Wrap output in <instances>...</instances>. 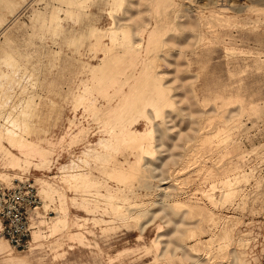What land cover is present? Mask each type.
<instances>
[{
    "label": "rangeland",
    "instance_id": "1",
    "mask_svg": "<svg viewBox=\"0 0 264 264\" xmlns=\"http://www.w3.org/2000/svg\"><path fill=\"white\" fill-rule=\"evenodd\" d=\"M194 1L0 0V179L24 174L43 202L0 264L264 259V2Z\"/></svg>",
    "mask_w": 264,
    "mask_h": 264
},
{
    "label": "built area",
    "instance_id": "2",
    "mask_svg": "<svg viewBox=\"0 0 264 264\" xmlns=\"http://www.w3.org/2000/svg\"><path fill=\"white\" fill-rule=\"evenodd\" d=\"M43 205L35 181L24 174L0 179V237L16 251H24L32 237L31 215Z\"/></svg>",
    "mask_w": 264,
    "mask_h": 264
},
{
    "label": "bare ground",
    "instance_id": "3",
    "mask_svg": "<svg viewBox=\"0 0 264 264\" xmlns=\"http://www.w3.org/2000/svg\"><path fill=\"white\" fill-rule=\"evenodd\" d=\"M158 1V0H157ZM196 1V0H195ZM194 1V2H195ZM251 1V0H250ZM197 2V1H196ZM195 2V3H196ZM241 2V1H240ZM246 2V1H245ZM257 2L258 3H262V2H264V0H257ZM189 3V2H188ZM199 3V2H198ZM231 3V2H230ZM236 3V2H235ZM238 3V2H237ZM247 3H249V1L247 2ZM179 4V3H178ZM241 4V3H240ZM251 4H253V1H252V3ZM257 4V3H256ZM191 5V4H190ZM193 5H195V4H193ZM200 5V4H199ZM201 5L203 6V4L201 3ZM215 5H216V3H215ZM239 5V4H238ZM122 6H123V4H122ZM139 6V5H138ZM182 5H180V7H181ZM206 6H207V8H208V5H207V3H206ZM221 6V5H220ZM230 6V5H229ZM232 6V5H231ZM246 6V5H245ZM251 6V5H250ZM253 7H254V5H252ZM209 7H210V5H209ZM219 7V6H218ZM248 7H249V5H248ZM247 6H246V8H248ZM195 8V7H194ZM199 8V7H198ZM197 8V9H198ZM226 8V7H225ZM235 8V7H234ZM244 8V7H243ZM123 9V8H122ZM180 9V8H179ZM221 9V8H220ZM230 9H231V7H230ZM229 9V10H230ZM193 10V9H192ZM200 10V9H199ZM202 10V9H201ZM233 10V9H232ZM238 11H242V9H240L239 10V8L237 9ZM245 10V9H244ZM130 11V10H129ZM224 11V10H223ZM237 11V12H238ZM249 11V10H248ZM243 12V11H242ZM159 13V12H158ZM166 13V12H165ZM182 13V12H181ZM186 13V12H185ZM233 13V12H232ZM236 12H234V14H235ZM129 14V16H130V13H128ZM160 14V13H159ZM167 14V13H166ZM166 14H164V16H163V19L164 20H167V18H166ZM187 14V13H186ZM191 14V13H190ZM199 14V13H198ZM237 14H241V13H237ZM185 15V14H184ZM177 16V15H176ZM140 17V16H139ZM189 17V16H188ZM195 17H196V14H195ZM218 17V16H217ZM129 18V17H128ZM131 18V17H130ZM207 18V17H206ZM225 18V17H224ZM131 19H133V18H131ZM143 19V18H142ZM214 19V18H213ZM220 19V18H219ZM228 19V18H227ZM130 20V19H129ZM135 20V19H134ZM160 20V19H159ZM192 20H194V19H192ZM225 20V19H224ZM139 21H140V19H139ZM139 21H137V22H139ZM182 21V20H181ZM215 21H218L217 20V18H216V20ZM214 21V22H215ZM221 21V20H220ZM230 21V20H229ZM228 21V22H229ZM129 22H132V21H129ZM157 22H158V20H157ZM164 22V21H163ZM183 22V21H182ZM193 22V24H194V21H192ZM208 22V21H207ZM231 22H233L232 20H231ZM141 23V22H140ZM186 23V22H185ZM185 23H181V24H179V28L180 27H186V25H185ZM196 23H197V20H196ZM212 23V22H211ZM217 23H219V22H217ZM222 23H224V22H222ZM238 23V22H237ZM118 24V23H117ZM120 24V23H119ZM133 24V23H132ZM200 24V23H199ZM202 24V23H201ZM208 24L210 25V22H208ZM219 24H221V23H219ZM234 24V23H233ZM239 24V23H238ZM121 25V24H120ZM119 25V26H120ZM125 25V24H124ZM139 25V24H138ZM151 25V23L150 22H145V30L149 27ZM192 25V24H191ZM222 25V24H221ZM221 25H218V26H220V27H223V26H221ZM226 25V24H225ZM235 25V24H234ZM237 25V24H236ZM119 26L117 25V27L119 28ZM193 26V25H192ZM191 26V27H192ZM197 26H198V28H199V25L197 24ZM217 26V27H218ZM151 27V26H150ZM190 27V28H191ZM202 27H203V25H202ZM212 27H214L213 25H212ZM115 28H116V26H115ZM160 28V27H159ZM188 28V27H187ZM194 28V27H193ZM198 28H197V30H198ZM224 28V27H223ZM117 29V28H116ZM186 29V28H185ZM195 29V28H194ZM212 29V28H211ZM145 30L144 31H142V35L145 33ZM154 30V29H153ZM191 30L193 31V29L191 28ZM196 30V29H195ZM215 30V29H214ZM114 31V30H113ZM122 31V30H121ZM139 31V30H138ZM107 33V32H106ZM193 33V32H192ZM195 33V32H194ZM201 33V32H200ZM113 34V33H112ZM125 34V33H124ZM189 34V33H188ZM198 34V31L196 32V35ZM120 35V34H119ZM183 35V34H182ZM113 36V35H112ZM154 36V35H153ZM189 36H191V34H189ZM192 36H193V34H192ZM198 36V35H197ZM202 36V35H201ZM207 37V36H206ZM180 38H182V37H179V39ZM196 38V37H195ZM198 38H199V36H198ZM172 39H173V37H172ZM188 39V38H187ZM150 40V39H149ZM169 40V39H168ZM170 40H171V38H170ZM178 40V39H177ZM119 41V40H118ZM122 41V40H121ZM166 41V40H165ZM172 41V40H171ZM198 41V40H197ZM196 41V42H197ZM128 43V44H130L131 46H134V47H136V48H138V49H142V47H143V39H142V37H140V36H138L137 37V39H133V38H131V36L130 35H124L123 36V41H122V43ZM149 42V41H148ZM167 43H168V41H166ZM170 42V41H169ZM194 42H195V40H194ZM119 43V42H118ZM186 43V42H185ZM189 43V42H188ZM165 44V43H164ZM169 44V43H168ZM187 44V43H186ZM150 45V44H149ZM117 46V45H116ZM114 52H117L115 49H114ZM120 53V52H119ZM113 54H115V53H113ZM118 54V53H117ZM147 58V57H146ZM165 59V58H164ZM162 60V59H161ZM146 65V64H145ZM143 70V69H142ZM133 73V72H132ZM141 75V74H140ZM163 93L164 92H157V93H154V95H152L149 99H142L141 101H140V103H139V105H141V106H143L144 107V109H142V112H143V114L144 115H147V108H151V107H153V106H155V105H157V104H160V105H162V104H166L167 103V101H166V99H165V97L163 96ZM159 105V106H160ZM205 105H208V104H205ZM161 108V107H160ZM141 109V108H140ZM162 110V109H161ZM153 111V110H152ZM159 112V111H158ZM150 113V112H149ZM152 114V113H151ZM160 114V113H159ZM154 115H155V113H154ZM220 115V114H219ZM222 115V114H221ZM149 116V115H148ZM156 116V115H155ZM164 116V115H163ZM145 117V116H144ZM157 118V117H156ZM167 118V117H166ZM141 119V118H140ZM147 119V118H146ZM148 119H149V117H148ZM153 119V118H152ZM154 119H155V117H154ZM221 119V118H220ZM223 119V118H222ZM150 120V119H149ZM148 121V120H147ZM149 122V121H148ZM147 122V123H148ZM152 122H154V121H152ZM117 123H119V122H117ZM116 123V124H117ZM121 123H123V121L121 120ZM121 123H119V125L118 126H120L121 125ZM138 123V122H137ZM137 125V124H136ZM154 125H156V123L154 124ZM124 126V125H123ZM123 126H122V128H123ZM152 126H153V124H152ZM121 127V126H120ZM116 128V127H115ZM122 128H119V129H122ZM117 129V128H116ZM116 129H114V130H116ZM118 129V130H119ZM126 129V128H125ZM124 129V130H125ZM129 129V128H128ZM157 129V128H156ZM157 130H155L154 132H156ZM225 131V130H224ZM123 132V131H122ZM147 132V131H146ZM150 132V131H149ZM158 132V131H157ZM156 132V133H157ZM223 132V131H222ZM115 133V132H114ZM153 133V132H152ZM151 133V134H152ZM123 134V133H122ZM127 134V133H126ZM147 134H150V133H147ZM12 135V134H11ZM124 135V134H123ZM138 135L140 136V139L141 140H143V138L145 137V134L144 133H138ZM118 136V135H117ZM121 136V135H120ZM152 136H153V134H152ZM207 136V135H206ZM128 137V136H127ZM130 137L134 140V137H136V134L135 133H130ZM205 137V136H204ZM210 138L212 137V136H209ZM215 137V136H214ZM151 138V137H150ZM207 138H208V136H207ZM122 139V138H121ZM125 139H127V138H125ZM203 139V138H202ZM201 139V140H202ZM131 140V139H130ZM205 140V139H204ZM113 141V140H112ZM203 141V140H202ZM208 141H209V139H208ZM212 141V140H211ZM119 142V141H118ZM143 143V142H142ZM145 143V142H144ZM203 143L204 142H202L201 144L203 145ZM111 144V143H110ZM118 144V143H117ZM208 144V143H207ZM109 145V144H108ZM139 145V144H138ZM205 145V144H204ZM204 145H203V147H204ZM143 146V145H142ZM157 147V146H156ZM164 147V146H163ZM132 148V147H131ZM140 148V147H139ZM142 149V148H141ZM149 149V148H148ZM158 149V148H157ZM110 150H112V149H110ZM135 150V149H134ZM139 151H140V149H138ZM143 152V151H142ZM112 158V157H111ZM174 158V157H173ZM114 159H115V157H114ZM138 160V159H137ZM105 161V160H104ZM103 161V162H104ZM109 162H110V160H108ZM106 162V161H105ZM116 162V161H115ZM118 162V161H117ZM127 162H128V160H127ZM113 165V164H112ZM115 165V164H114ZM137 165V164H136ZM74 166V165H73ZM125 167V166H124ZM132 167V166H131ZM131 167H128L130 170L132 169V171H134V167L133 168H131ZM122 168V167H121ZM126 169V168H125ZM118 170V169H117ZM74 171V170H73ZM75 172H77V171H75ZM78 173V172H77ZM129 173V172H128ZM135 173H137V171L135 172ZM80 174H82V172L80 173ZM112 174V173H111ZM111 174H109V175H111ZM119 174V173H118ZM76 175V174H75ZM130 175H134V174H130ZM129 175V178L131 177ZM123 176L124 175H122V178H123ZM125 177H127L128 178V176L127 175H125L124 176V179L126 180L127 178H125ZM87 178H88V176H87ZM90 178H91V176H90ZM89 178V179H90ZM71 179V178H70ZM73 179V178H72ZM75 179V178H74ZM79 179L80 180H83L84 179V176H80L79 177ZM115 179H117V178H115ZM168 180V179H167ZM226 180V179H225ZM74 181H76V180H74ZM73 181V182H74ZM85 181V180H84ZM124 181V180H123ZM184 181V180H183ZM182 181V182H183ZM69 182V181H68ZM77 182V181H76ZM89 182V181H88ZM224 182V181H223ZM94 183V182H93ZM96 183V182H95ZM125 183H126V181H125ZM128 183V182H127ZM89 184V183H88ZM91 184V183H90ZM167 184V183H166ZM183 184V183H182ZM70 185H72V184H70ZM91 186V185H90ZM93 186V185H92ZM126 186V185H125ZM229 186V185H228ZM88 187V186H87ZM94 187V186H93ZM92 187V188H93ZM72 188V187H71ZM75 188V187H74ZM77 188V187H76ZM92 188H90V189H92ZM81 189V188H80ZM49 190V189H48ZM87 190H88V188H87ZM172 190L174 191V189H173V187H172ZM177 190V188L175 189V191ZM78 191V190H77ZM89 191V190H88ZM91 191V190H90ZM167 191V190H166ZM178 191H180V190H178ZM184 191V190H183ZM183 191H181V192H183ZM79 192V191H78ZM84 192V191H83ZM120 192V191H119ZM169 192V191H168ZM180 192V193H181ZM45 193V192H44ZM53 193V192H52ZM228 193V195L229 196H231L232 197V194L230 195V193L229 192H227ZM226 193V194H227ZM46 194V193H45ZM164 194V193H163ZM169 194V193H168ZM173 195H175V194H173ZM233 195H234V193H233ZM227 196V195H226ZM225 196V197H226ZM228 196V197H229ZM53 197V196H52ZM167 197H169V196H167ZM231 197H229V199L231 198ZM50 198V197H49ZM113 198V197H112ZM46 199H47V197H46ZM163 199V198H162ZM225 199V198H224ZM226 199H228V198H226ZM48 200V199H47ZM51 200V199H50ZM107 200H110V199H107ZM165 200V202H167L166 201V199H164ZM169 200V199H168ZM172 200V199H171ZM213 201V200H212ZM163 202V201H162ZM161 202V203H162ZM164 202V203H165ZM170 202V201H169ZM190 202V201H189ZM193 203H195V202H193ZM85 204H87V203H85ZM169 204V203H168ZM178 204V203H177ZM191 203H189L188 205H190ZM197 204H199V203H197ZM164 205H166V204H164ZM170 205V204H169ZM173 205H175V204H173ZM179 205V204H178ZM178 205H175V206H178ZM181 205V204H180ZM183 205V204H182ZM194 205V204H193ZM175 206H173V207H175ZM185 207H189V208H186V210H184V212L182 213V216H183V214H185V215H188V216H192V217H194V216H198V218H199V221H202V223H203V221H204V219L206 218V216H205V210L203 211V209H204V207H203V209L202 208H200V207H191V205L190 206H187V205H184ZM183 206V207H184ZM195 206H196V204H195ZM199 206V205H198ZM84 207V206H83ZM180 207V206H179ZM182 207V208H183ZM47 208V207H46ZM117 208H119V207H117ZM121 208V207H120ZM165 208H168V207H165ZM170 208V207H169ZM177 208V207H176ZM164 209V208H163ZM118 210V209H117ZM49 211V210H48ZM176 211V210H175ZM164 212H165V210H164ZM164 212H163V214H164ZM34 213V212H33ZM33 213H32V215H33ZM117 213H118V211H117ZM166 213V212H165ZM161 214V213H160ZM169 214V213H168ZM209 214V213H208ZM212 214V213H211ZM32 215H31V227H32ZM157 217V216H156ZM169 217H170V215H169ZM187 218V217H186ZM209 218V217H208ZM212 218V217H211ZM169 220V219H168ZM170 220H173L172 218L170 219ZM209 221H211L210 220V218H209ZM205 222V221H204ZM213 222V221H212ZM174 223V222H173ZM176 224H179L178 223V221L177 222H175ZM181 223V222H180ZM214 223V222H213ZM171 224V223H170ZM200 224H201V222H200ZM204 225V224H203ZM202 225V226H203ZM202 226L200 227L201 228V230H202ZM198 227V226H197ZM203 228H206V227H204L203 226ZM190 230L189 231H192V229L191 228H189ZM196 229H198V228H195V230ZM202 231H204V229L202 230ZM186 232V231H185ZM198 232V231H197ZM189 233V232H188ZM199 233V232H198ZM206 233V232H205ZM208 233V232H207ZM166 235L167 234H165V236H163V238L164 237H166ZM202 235H204V233L202 234ZM214 235V234H213ZM213 235H212V237H213ZM199 236V235H198ZM162 238V236H160L159 237V239H161ZM166 238H168V237H166ZM185 238H187V236L185 237ZM192 238V237H191ZM197 238H199V237H197ZM0 239H4V238H2V237H0ZM5 240V239H4ZM184 240V239H183ZM212 240V239H211ZM209 242V241H208ZM171 243H173V242H171ZM168 244H170V242L168 243ZM173 245V244H172ZM179 245V244H178ZM199 245H202V244H200V241H199ZM181 246V245H180ZM191 246V245H190ZM170 247V246H169ZM174 247H175V245H174ZM187 248V247H186ZM192 248V247H191ZM178 250V249H177ZM179 250L180 251H184L185 250V248H179ZM0 251H2V247L0 246ZM185 253L186 252H188V251H184ZM176 253H178V252H176ZM175 253V254H176ZM192 253V252H191ZM182 254V253H181ZM189 254H190V251H189ZM220 254V253H219ZM183 256V255H182ZM191 256V255H190ZM197 258V257H196ZM192 259V258H191ZM186 260V259H185ZM188 260V259H187ZM192 260H195V259H192ZM236 260H237V258H236ZM197 261V260H196ZM195 261V262H196ZM234 260H232L231 262H233ZM207 262H208V260H207ZM223 263V262H222ZM225 263V262H224ZM202 264H207V263H205V261H204V263H202ZM233 264H235V263H233Z\"/></svg>",
    "mask_w": 264,
    "mask_h": 264
},
{
    "label": "crops",
    "instance_id": "4",
    "mask_svg": "<svg viewBox=\"0 0 264 264\" xmlns=\"http://www.w3.org/2000/svg\"><path fill=\"white\" fill-rule=\"evenodd\" d=\"M259 264H264V259Z\"/></svg>",
    "mask_w": 264,
    "mask_h": 264
}]
</instances>
